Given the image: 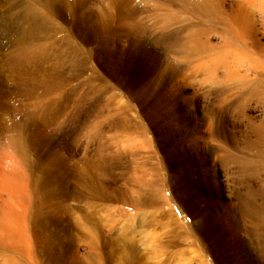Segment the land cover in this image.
Returning a JSON list of instances; mask_svg holds the SVG:
<instances>
[{"label":"rangeland","instance_id":"374dc122","mask_svg":"<svg viewBox=\"0 0 264 264\" xmlns=\"http://www.w3.org/2000/svg\"><path fill=\"white\" fill-rule=\"evenodd\" d=\"M224 3L0 1V264H264V5Z\"/></svg>","mask_w":264,"mask_h":264},{"label":"bare ground","instance_id":"6f19581e","mask_svg":"<svg viewBox=\"0 0 264 264\" xmlns=\"http://www.w3.org/2000/svg\"><path fill=\"white\" fill-rule=\"evenodd\" d=\"M1 2H2V4H3V2H8L9 0H0ZM224 1L225 0H220V4H221V7H222V14H224L223 16H225L226 18H230V16H231V13H227L226 12V10L224 9ZM239 1H241L242 3H246V4H248V3H255L256 1H261L262 3H263V5H264V0H239ZM1 13V12H0ZM247 18H246V21H247V19H249L248 20V22H245V24H244V36L246 37V36H250V37H253V40H252V42L251 43H248V42H246V44H245V47H249L250 46V44L253 46L252 47V49H253V51H254V53H260V58H257L258 60H260L261 61V65H258V67H259V71L260 72H255L256 74H255V77H254V79H252L251 81H249L248 80V78L246 77V76H242V78H241V80H240V87L241 88H243L244 90H246V89H250L251 91H253V93H254V89L256 88V89H261L262 90V93H263V96H264V47L263 46H261V42L258 40V38H257V32H259L258 30L256 31V32H254L253 30V27H251L250 26V23H249V21L251 22V15H247L246 16ZM234 22V21H233ZM242 28V27H241ZM1 29V28H0ZM3 30H4V28H3ZM254 33H257L256 35L254 34ZM241 45V44H240ZM203 46V45H202ZM244 47V46H243ZM238 48V47H237ZM240 49V48H239ZM242 49V48H241ZM244 51V53H246V51H245V49H243ZM239 51V50H238ZM227 55V54H226ZM241 55H243L242 53H240V55L239 56H241ZM263 58V59H262ZM237 59H239L238 57H237ZM210 60V59H209ZM221 60V59H220ZM228 60V59H227ZM234 61V60H233ZM239 61V60H238ZM231 62V61H230ZM230 62H228V63H230ZM242 63H243V61H240V62H238V64L239 65H242ZM206 64H208V63H206ZM231 64V63H230ZM260 64V63H259ZM214 67V66H213ZM251 67H253V65L251 64L250 66H249V68H248V70L250 71L252 68ZM237 69V68H236ZM254 69V68H253ZM255 70V69H254ZM257 71H258V68L256 69ZM255 70V71H256ZM239 73V71H238V69H237V71L234 73V74H238ZM250 75V74H249ZM214 76V75H213ZM214 78V77H213ZM208 79V78H207ZM247 79V80H246ZM213 84V83H212ZM259 150V149H258ZM260 152V151H259ZM238 160H239V162H241V163H243L244 164V166L246 167V168H251V169H253L254 167H257V165H259L258 163H263L264 162V150L262 151V152H260L259 154H258V158L257 159H254V158H250V157H248V156H245V157H242V158H238ZM263 167H264V165H263ZM137 183V182H136ZM151 190V189H150ZM156 191V190H155ZM154 191V192H155ZM153 192V193H154ZM250 192V191H249ZM252 193V192H251ZM261 207V206H260ZM264 210V209H263ZM252 212H253V214L254 215H256L257 213H256V211H255V208H254V211L252 210ZM250 214V213H249ZM259 217H261L262 218V220L264 221V213H262V212H259V215H258ZM259 223L261 224V225H264V222H260L259 221Z\"/></svg>","mask_w":264,"mask_h":264}]
</instances>
